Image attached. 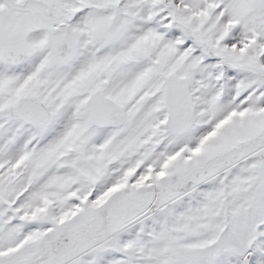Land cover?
I'll use <instances>...</instances> for the list:
<instances>
[{"label":"snow or ice","instance_id":"obj_1","mask_svg":"<svg viewBox=\"0 0 264 264\" xmlns=\"http://www.w3.org/2000/svg\"><path fill=\"white\" fill-rule=\"evenodd\" d=\"M0 264H264V0H0Z\"/></svg>","mask_w":264,"mask_h":264}]
</instances>
